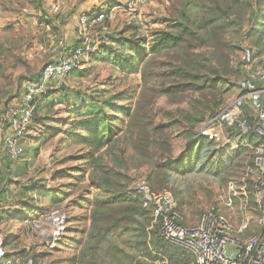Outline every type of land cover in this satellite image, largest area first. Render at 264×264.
<instances>
[{
    "label": "rangeland",
    "instance_id": "obj_1",
    "mask_svg": "<svg viewBox=\"0 0 264 264\" xmlns=\"http://www.w3.org/2000/svg\"><path fill=\"white\" fill-rule=\"evenodd\" d=\"M107 1L0 0V121L6 104L22 103L26 83L38 79L42 68L51 59V47L57 41L73 45L80 15L96 13ZM219 2L225 9L231 1ZM261 2L264 9V0ZM114 3L115 7L118 6L116 19L110 25V40L106 42L102 55L86 60L61 87L47 91L37 104L35 119L25 138L23 156L14 162L6 156L2 159L0 195L5 217L3 229L9 237L6 251L11 262L28 254L23 264L41 263L37 259L32 262V256L40 254H50L44 264H61L63 259H72L76 254V244L72 242L80 237L73 235V229L84 230L86 222L81 221L88 216L87 201L94 200L95 195L104 201L125 199L124 191L133 181L146 179L151 174L148 166L137 162L127 142H122L116 152L123 164H117L113 156L105 155L104 169H91L83 157L86 149L68 144L65 134L54 133L69 129L57 124L66 119L69 122L67 112L75 94L94 99L99 104L114 98L112 106L131 105L136 110V119L142 124L153 123L151 127L160 128V123L175 121L176 132H181L190 128L192 117L201 118V126L208 119L209 112L222 109L238 96L237 83L244 76L240 60L244 49H251L257 65L264 67L256 47L260 41L258 35H243L233 26L201 30L215 31L216 34L212 35L204 32L181 34L185 31L180 26L183 23L204 26L210 17L221 15L215 10L218 8L216 0H153L134 14L124 11V0H114ZM56 4L61 8L60 13L50 15L49 9ZM24 9H28V13H24ZM241 9L247 16L250 7L242 4ZM221 23L225 24V21ZM215 26L212 27H218ZM94 31L99 32L100 28ZM190 31L200 30L194 28ZM166 33L180 39L178 46L155 52L156 41ZM66 94L71 97L70 104L65 101ZM52 98L55 105H49ZM106 114L113 116L115 112L106 110ZM39 120L49 122L51 127L38 124ZM234 141L239 148L218 144L210 157L209 167L213 170L232 163L219 179L202 173L173 175L176 183L167 190L175 195L180 206L179 196L184 197L187 205L181 206V212L187 224H197L204 213L217 208L229 217L225 205L230 198L236 199L235 206L240 201L248 205V215L253 222L256 221L254 188L257 177L247 152L241 147L244 141L237 138ZM185 145L183 140L172 142L168 155H179ZM166 176V171L155 173L152 186L161 189ZM106 188L111 192L108 189L103 191ZM241 189L243 192H239ZM130 204L139 207L137 201ZM56 208L66 211L68 231L61 244L49 250L40 245V227L48 228L38 223V216ZM194 210L200 214L191 212ZM139 213L136 209V224L140 220ZM149 218L152 219L149 224L140 229L145 243L143 257L137 256L140 237L136 231L135 254L127 257L120 252H104L103 256L97 251L102 257L93 261L89 256L87 263L194 264V258L185 250L157 240V223L150 214ZM124 229L116 227L115 231H119L115 233L121 234L118 246L126 252L128 244L130 249L132 246L131 221L129 235L123 233Z\"/></svg>",
    "mask_w": 264,
    "mask_h": 264
},
{
    "label": "built area",
    "instance_id": "obj_2",
    "mask_svg": "<svg viewBox=\"0 0 264 264\" xmlns=\"http://www.w3.org/2000/svg\"><path fill=\"white\" fill-rule=\"evenodd\" d=\"M152 1L124 0L123 9L134 14ZM115 5L114 0H108L96 13H82L75 43L67 45L64 41H57L50 49L51 59L42 68L38 80L26 83L22 103L5 105L0 121V176L3 153L13 162L23 156V141L35 119L37 104L47 91L61 87L86 60L97 55L116 19L118 6ZM60 10L56 4L48 13L58 15ZM23 11L28 13V9ZM96 28L100 31L95 33ZM240 60L244 76L237 83L238 96L209 119L198 134L208 141L234 148L240 147L235 138L241 139L244 141L241 147L252 152L257 176L254 188L256 221L253 222L248 215V205L240 201L235 206L236 199L230 198L225 205L229 217L217 208L204 213L197 224H187L171 191H155L146 179L133 181L127 189L128 195L138 197L143 208L151 211L162 238L190 251L196 264H264V70L256 66L251 49H244ZM248 138H255L258 142H248ZM2 211L0 195V216ZM38 219L40 225L48 228L44 230L39 226L40 245L49 250L56 249L68 229L66 211L56 208L40 214ZM8 240L4 229L0 228V263L8 257Z\"/></svg>",
    "mask_w": 264,
    "mask_h": 264
},
{
    "label": "trees",
    "instance_id": "obj_3",
    "mask_svg": "<svg viewBox=\"0 0 264 264\" xmlns=\"http://www.w3.org/2000/svg\"><path fill=\"white\" fill-rule=\"evenodd\" d=\"M230 1L229 7L224 9L219 0H216L218 8L215 10L220 12L221 15L210 17L207 22L203 24L204 26L197 27L196 24L183 23L180 26L184 28L185 31L181 34L199 35V33L204 32L203 34L212 35L216 34L215 31L205 32L201 30H212L220 29L224 26H233L236 27L240 33L242 32L243 35H258L260 36V41L259 44L255 46L257 47L259 57L263 60L264 65V9L262 8L261 0H245L243 3L239 2V0ZM242 4L250 7V9L247 10V16L243 15L245 11L244 9H241ZM222 20L225 21V24L221 23ZM213 24H216L218 27H212ZM194 28L200 31H190ZM110 36L111 35L106 38L105 43L102 44L99 52L93 59H97L100 55H102V51L106 46V42L110 40ZM179 42L180 39L176 35L166 33L158 38L154 50L155 52L172 50L178 46ZM254 58L256 59V56H254ZM259 67L264 70L263 66ZM65 98V101L70 104L71 102H69V100H71V97L66 94ZM113 100L114 98L105 101V103L99 104L94 99H85L81 97L80 94H75L73 104H70L67 112L70 116L68 119L69 122L66 119L59 121L57 124L62 127L68 126L69 129L65 131L63 129L54 131L57 135L65 134L68 144H77L79 147L87 150V153H85L83 157L91 169H98V167L104 169L103 158L105 155L109 157L113 156L115 162H117V164H121L122 161L118 155H116V152L118 151V146H120L122 142H127L129 144V147L136 155V159L139 164L148 166L151 174L149 177H146V180L155 191L167 190V188H170L169 186L176 183L173 176L174 174L185 175L187 173H202L219 179L222 177L221 175L225 174L232 167V163L229 162L220 166V169H211L209 167L210 157L218 144L213 141H208L206 138L200 137L198 134L199 129L207 123L209 119L214 117L221 110V108L209 112L208 119L206 122L204 121L205 123L201 126H199V124L202 122V119L199 117L195 119L196 116L192 117L189 120V122H191L190 128L182 129L181 132L177 131V133L175 130L177 123H174L175 121H169L166 124L160 123V128L151 127L153 126V123L142 124L138 119H136V110L134 107L131 105L126 107H114V105L112 106ZM124 100L129 101L130 98H124ZM49 105H55L54 101ZM107 106H111L110 109H108ZM106 110L115 112V115L108 116L106 114ZM161 116L163 118L164 114ZM38 124L51 127L49 122L45 123L41 120L38 121ZM175 133L176 136L173 135ZM177 140H183L186 144L185 147L177 156L168 155V150L172 149V142H176ZM247 141L251 143L258 142L255 138H248ZM244 150L248 154L251 168L254 171L252 152L246 148H244ZM199 165H201V167H199ZM161 171H166L167 176L162 182L161 189L157 190L152 186L151 182L154 180L153 178L155 173ZM128 187L124 191L123 196L125 199L118 198L116 199V202L104 201L98 199V195H95L94 200L91 202L87 201L88 205L86 209L88 210V216L83 219V222H86V226L84 230L81 229L78 231L80 237L74 242V244H76L74 250L76 251V254L72 259H63L61 264H88L87 261L89 256L90 259L96 261V258H101V255H103L104 252L107 254L120 252L129 257L130 254H135L133 241L136 231H138L137 235L140 237V239L137 240L138 249L136 250L139 252L137 256H144V236L140 229L144 224H149L152 220L149 218L151 211L143 208L142 202L138 197L127 194ZM107 189L111 192L109 188L103 189V191ZM179 199H181V206L187 205L183 196H179ZM131 201H137L139 203V207L130 204ZM181 206L179 204L180 210H182ZM254 206L256 207V204ZM136 209L140 212V220L138 224H136ZM191 212H194L197 215L200 214V211L198 212L194 210ZM67 220L69 223V219ZM130 221L131 238H133L132 246L130 249V244H128L129 248L126 252H124L123 249L118 246V238L121 237V234L117 235L115 232H118L119 230L115 231V229L116 227L122 226L125 228L123 233L127 232V235H129ZM156 234L158 241L169 243L160 235L158 223ZM81 245H83V247H81ZM174 246L185 250L194 258L193 254L187 249L177 245ZM97 251H99L101 255L97 253ZM49 256L50 254L32 256V262L34 261L33 259H37L38 262H41L39 264H44ZM27 257H29V254L25 256L21 255L18 257L17 261H20L23 264V262L27 260ZM193 260L194 264H196L195 258ZM17 261L11 262L7 257V259L0 264H21Z\"/></svg>",
    "mask_w": 264,
    "mask_h": 264
},
{
    "label": "crops",
    "instance_id": "obj_4",
    "mask_svg": "<svg viewBox=\"0 0 264 264\" xmlns=\"http://www.w3.org/2000/svg\"><path fill=\"white\" fill-rule=\"evenodd\" d=\"M254 56H255V54H254ZM255 64H256V66H257V63H256V60H255ZM259 67V66H258ZM47 100V99H46ZM50 101H48V102H51V101H54V99L52 98V99H49ZM21 102H22V100H21ZM45 102L46 101H44L41 105L43 106L44 104H45ZM40 128V127H39ZM25 144V141H23V145ZM4 156H6L4 153L1 155V162H2V159H3V157ZM78 222V221H77ZM81 222H83V220L81 221ZM188 222H190V220L188 221ZM4 223H5V217H4V214H3V211H2V214H1V216H0V228H4ZM72 223V222H71ZM81 229H74V233L75 234H73V232H72V234L73 235H75V236H77V235H79L78 234V231H80ZM77 238V237H76ZM76 241V240H75ZM75 241H73L72 243H74Z\"/></svg>",
    "mask_w": 264,
    "mask_h": 264
}]
</instances>
